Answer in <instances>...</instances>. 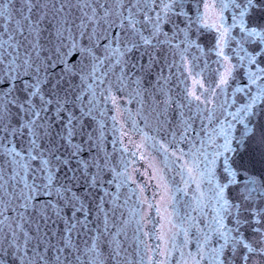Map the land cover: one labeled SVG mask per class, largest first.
Returning a JSON list of instances; mask_svg holds the SVG:
<instances>
[{"label": "snow or ice", "instance_id": "6c2138e0", "mask_svg": "<svg viewBox=\"0 0 264 264\" xmlns=\"http://www.w3.org/2000/svg\"><path fill=\"white\" fill-rule=\"evenodd\" d=\"M0 264H264V0H0Z\"/></svg>", "mask_w": 264, "mask_h": 264}]
</instances>
